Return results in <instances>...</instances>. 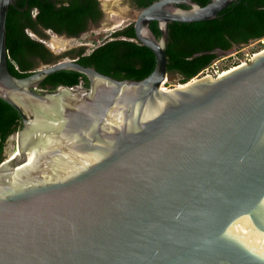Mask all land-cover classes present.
Returning a JSON list of instances; mask_svg holds the SVG:
<instances>
[{
  "label": "water",
  "instance_id": "obj_1",
  "mask_svg": "<svg viewBox=\"0 0 264 264\" xmlns=\"http://www.w3.org/2000/svg\"><path fill=\"white\" fill-rule=\"evenodd\" d=\"M232 1L139 8L135 37L155 67L118 79L74 57L12 74L15 0H0V97L22 118L0 163V264H264V48L218 76L165 85L169 23ZM63 69L88 86L39 88ZM30 145L35 157L13 165Z\"/></svg>",
  "mask_w": 264,
  "mask_h": 264
},
{
  "label": "trees",
  "instance_id": "obj_2",
  "mask_svg": "<svg viewBox=\"0 0 264 264\" xmlns=\"http://www.w3.org/2000/svg\"><path fill=\"white\" fill-rule=\"evenodd\" d=\"M155 0H136L145 7ZM205 5L210 0H195ZM186 7L185 4H182ZM100 16L96 0H15L6 20V45L9 69L25 77L40 64H50L62 57H74L86 66L118 79H142L155 67L154 52L136 40L133 24L115 30L110 37L86 52L75 47L56 55L42 40L46 29L58 34L78 36L89 19ZM160 37L157 21L150 23ZM264 39V0H234L214 18L194 22L172 21L168 25L166 49L170 74L178 73L182 82L201 74L218 59L219 50ZM237 64V63H235ZM232 65H222L227 69ZM89 80L83 73L63 69L50 74L39 88L55 90L60 85H74ZM20 113L0 97V163L6 139L21 127Z\"/></svg>",
  "mask_w": 264,
  "mask_h": 264
},
{
  "label": "rangeland",
  "instance_id": "obj_3",
  "mask_svg": "<svg viewBox=\"0 0 264 264\" xmlns=\"http://www.w3.org/2000/svg\"><path fill=\"white\" fill-rule=\"evenodd\" d=\"M102 6L105 10V17L100 27H94L93 29L83 33L78 38H71L65 34H58L54 31H48V35L41 39L38 35L30 32V34L43 42L53 50L57 55L62 54L67 50L65 46H54L51 42L52 37H60L69 40L68 46L72 49L79 47V45H87L86 52L91 51L93 47L100 44L111 34L130 22H134L138 9L130 6L129 0H101ZM264 48V39L262 41H251L248 44L235 45L230 50L218 51V59L210 67L211 70H207L209 74L221 72L222 65L241 64L251 58L253 54ZM63 58V57H62ZM61 59V58H60ZM40 64L39 66H41ZM230 66V67H232ZM219 67V68H218ZM229 67V68H230ZM217 69V70H216ZM200 75V74H199ZM182 83V78L178 73L170 74L165 81L166 86H173ZM17 151L16 132L11 134L5 141L3 150V160H7L12 157Z\"/></svg>",
  "mask_w": 264,
  "mask_h": 264
},
{
  "label": "flooded vegetation",
  "instance_id": "obj_4",
  "mask_svg": "<svg viewBox=\"0 0 264 264\" xmlns=\"http://www.w3.org/2000/svg\"><path fill=\"white\" fill-rule=\"evenodd\" d=\"M130 1V6L136 8V9H139L140 7H138V5L136 4V0H129ZM97 2V6L99 8V13H100V16L98 17L97 20H93V19H89L87 21V25H86V28L78 35V36H72L74 38H78L80 37L83 33L93 29L94 27H100L102 25V21L105 17V10L102 6V3H101V0H96ZM130 24H133V22H130L128 23L127 25H130ZM126 25V26H127ZM125 27V26H124ZM123 28V27H122ZM51 29H46L44 32H45V35L47 36L48 35V31H50ZM56 33V32H55ZM65 34V33H64ZM66 35V34H65ZM87 45H79V47H85ZM85 51H86V47H85Z\"/></svg>",
  "mask_w": 264,
  "mask_h": 264
},
{
  "label": "bare ground",
  "instance_id": "obj_5",
  "mask_svg": "<svg viewBox=\"0 0 264 264\" xmlns=\"http://www.w3.org/2000/svg\"><path fill=\"white\" fill-rule=\"evenodd\" d=\"M51 42L54 46H65L68 45L69 40L65 39V38H60V37H52ZM16 153V152H15ZM36 155V150L35 148L30 145L27 149L26 154H24L23 157H21V159H13L12 161L14 162L13 165H19L18 163H20L21 161H24L25 159H28L27 161H30L31 159H33ZM27 163V162H26ZM26 165V164H23Z\"/></svg>",
  "mask_w": 264,
  "mask_h": 264
},
{
  "label": "built area",
  "instance_id": "obj_6",
  "mask_svg": "<svg viewBox=\"0 0 264 264\" xmlns=\"http://www.w3.org/2000/svg\"><path fill=\"white\" fill-rule=\"evenodd\" d=\"M251 60V58H248L246 61H244V62H241V63H245V62H248V61H250ZM214 64V63H213ZM213 64H211L209 67H207L200 75H211V76H218V75H220L221 73H223V72H225L227 69H229V68H227V69H221V72H215V73H213L212 72V74H209L208 73V71L207 70H211L210 69V67L213 65ZM236 65H238V64H236ZM219 68V67H218ZM231 68V67H230ZM217 70V69H216Z\"/></svg>",
  "mask_w": 264,
  "mask_h": 264
}]
</instances>
